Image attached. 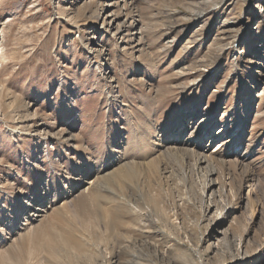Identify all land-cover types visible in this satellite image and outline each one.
I'll return each mask as SVG.
<instances>
[{"label":"rangeland","instance_id":"rangeland-1","mask_svg":"<svg viewBox=\"0 0 264 264\" xmlns=\"http://www.w3.org/2000/svg\"><path fill=\"white\" fill-rule=\"evenodd\" d=\"M262 1L133 0L137 41L94 28L104 0H0V264H229L231 237L264 264ZM197 111L234 134L209 215L172 151Z\"/></svg>","mask_w":264,"mask_h":264},{"label":"bare ground","instance_id":"bare-ground-1","mask_svg":"<svg viewBox=\"0 0 264 264\" xmlns=\"http://www.w3.org/2000/svg\"><path fill=\"white\" fill-rule=\"evenodd\" d=\"M132 2L133 0H104L103 4L100 3V8L98 9L97 14L93 15L92 19L94 21L100 22V25L98 26L95 24L94 28L102 30L103 32L108 33L112 37H115L117 39H121L125 37V35H127L130 32V34H133V36H135L137 41L138 40L140 41L142 37L141 31L140 29H137L138 24L136 22V19L135 18L133 19L130 16V13L128 11L129 8L127 4L129 3L130 5V3ZM262 2L264 5V0ZM263 9H264V6H263ZM263 15H264V10H263ZM1 27L3 28V25L0 26V30H2ZM197 114H198V111L196 112L195 116L191 119V122L189 123L187 122L182 127L181 133L185 135L184 137H182L181 135V139L180 138L177 139L176 144H175L176 148H174L173 146L174 150L172 151L173 153L176 152L179 154H183L184 152L186 154L189 153L191 156L195 158L197 162L195 164L196 171L202 174V176H205L207 178L209 177L208 179H206L207 181L205 183L206 193L204 194V198H205L204 204L206 208L205 210H206L207 215H209L211 211L213 210V207L214 209H216L215 205H212L213 202H211L215 195L214 191H216L217 195L218 193L224 195L225 186H226L225 181L222 180V178H219L218 175L216 176L214 166L217 163L220 165H223V163L225 162L223 160L218 159L217 154L220 153L221 151L220 149L227 148L233 143L234 134H231L229 132L230 120H227L224 123H221L219 121L221 124H220V127L217 129L216 119L211 117V118L202 119L201 121H199V117H196ZM200 124L202 125L201 127L199 126ZM204 139H208V142L212 143V144L210 143L211 145H215L216 146L215 150L210 151L211 149H207L208 146L206 147V145L204 146V144L200 145V142H202ZM213 147L214 146H212V148ZM233 155L235 156L236 159L242 158L241 157L242 154L240 155V153L235 152ZM124 173L126 174V172ZM91 183H92L91 181L84 182V184L87 185L88 187H90ZM82 189L84 190V188ZM81 191L82 190H80L79 192ZM248 191L249 190H247V193ZM28 208L29 209L27 210V219L31 222H37V221L42 220V218L49 211V209L51 210L49 202H45L37 206L30 205ZM213 213H215V210ZM221 223H219L218 225L217 224L215 225L210 238L212 239L216 238V242H222V245L225 246L226 248L228 245V241L225 240L226 235L223 232H218V228L220 227ZM218 235H221L220 237L222 238H218L219 237ZM231 238H232L231 239L232 245L235 246L237 250H239L238 252L239 254H237V258L232 259L229 264H242L248 255L245 250L241 249L240 251V247H239L240 242H238L235 237H231ZM218 246L219 245L217 243L216 244L210 243V247L212 250L211 252H214V249L216 247L218 250ZM217 250L215 249V251Z\"/></svg>","mask_w":264,"mask_h":264}]
</instances>
